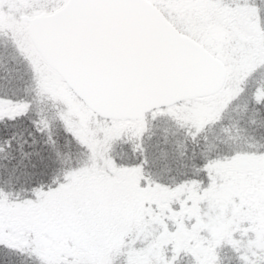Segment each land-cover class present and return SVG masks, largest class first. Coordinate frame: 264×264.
<instances>
[{
	"label": "snow or ice",
	"instance_id": "obj_1",
	"mask_svg": "<svg viewBox=\"0 0 264 264\" xmlns=\"http://www.w3.org/2000/svg\"><path fill=\"white\" fill-rule=\"evenodd\" d=\"M0 264H264V0H0Z\"/></svg>",
	"mask_w": 264,
	"mask_h": 264
}]
</instances>
